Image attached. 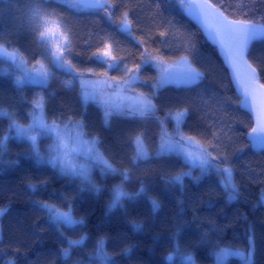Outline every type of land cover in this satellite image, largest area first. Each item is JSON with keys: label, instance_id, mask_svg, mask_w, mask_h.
Segmentation results:
<instances>
[{"label": "trees", "instance_id": "obj_1", "mask_svg": "<svg viewBox=\"0 0 264 264\" xmlns=\"http://www.w3.org/2000/svg\"><path fill=\"white\" fill-rule=\"evenodd\" d=\"M114 5L111 19L96 10H75L60 0H46V7L67 24L72 33L73 49L69 59L78 69L100 65L93 55L106 38L114 53L125 58L131 67L140 63V53L146 47L153 55L172 63L187 56L204 73L199 85L167 83L155 88L156 74L150 63L143 65L134 93L149 95L156 105L154 115L147 118L116 113L105 120L104 108L82 100L81 90L71 75L48 65L51 77L44 85L26 84L22 90L14 85L12 75H6L0 64V109L14 112L21 123H28L31 101L45 98L44 112L48 119L68 117L85 124V138L95 137L96 147L117 173L93 167L89 173L91 185L77 177L62 175L46 162L30 158L27 145L8 132L9 119L0 116V138L9 135L6 149L0 150V264H99L95 252L97 242L104 241L111 264H166L165 257L178 243L181 251L194 254L196 264H214L213 251L227 246L248 251V236H253L254 264H264V151L256 152L247 135L252 127L249 115L241 108L240 98L232 86L217 51L187 18L181 0H109ZM227 7L234 0H210ZM247 18L264 24V0H247ZM30 0H0V43L17 49L28 64L41 58L43 48L28 23ZM159 5V7H157ZM132 21L131 35L121 30L123 14ZM233 7H227L232 15ZM160 31H167L160 37ZM145 40L141 46L139 41ZM194 48H187V43ZM249 59L258 66L260 82L264 83V40L251 45ZM115 75V72H111ZM85 77L99 79L98 76ZM215 93V95H213ZM227 98V114L221 112L217 100ZM206 101V103H205ZM188 112L180 127L185 135L200 140L206 147L219 144V152L227 155L238 195L229 200L221 177L213 172L201 175L200 168L186 163L183 157L158 156L161 124L169 133L176 124L167 113L178 107ZM158 118V119H157ZM141 137L148 158L133 162L136 155L134 136ZM216 132L218 141L212 133ZM48 140L40 138L42 153L47 154ZM209 151L213 148L209 147ZM215 155V151H213ZM223 167V165H222ZM128 169L127 180L121 174ZM177 172H190L180 184L167 180ZM200 177L199 179H194ZM128 193L146 194L133 199L122 198V206L110 208L113 189L120 185ZM30 185L35 186L33 190ZM152 199L158 207L153 209ZM36 201H47L62 210L72 208V216L82 224L64 226L61 236L48 216L39 210ZM139 224L140 228H134ZM205 234H207L205 236ZM176 235V240L173 236ZM84 237L82 245L69 249L65 258L61 250L69 239ZM204 240L201 243V240ZM128 249L127 252L124 249ZM173 264H177L173 262ZM225 264H244L229 258Z\"/></svg>", "mask_w": 264, "mask_h": 264}, {"label": "snow or ice", "instance_id": "obj_2", "mask_svg": "<svg viewBox=\"0 0 264 264\" xmlns=\"http://www.w3.org/2000/svg\"><path fill=\"white\" fill-rule=\"evenodd\" d=\"M60 2L68 8H79L82 6L81 0H60ZM181 4L185 6L183 0H181ZM84 6L106 13L109 19H111V9L114 7L109 0H89ZM227 7L234 8L232 15L227 14ZM227 7L214 4L210 0H199V2L186 5L188 14L194 16L202 24L209 38L219 45L220 52L231 69L233 79L242 89L243 100H241V103L249 105L256 112L257 122L261 129H264V83L260 82L258 66L254 65L248 56L251 41L256 39L257 36H264V24L255 23L247 18L249 9L247 0H234V4H230ZM54 15L46 7V0H30L28 4V23L36 37L37 46L43 48V52L40 54L41 58L35 60L31 69H29L28 61L23 58L17 49L9 52L4 44L0 43V55L6 56L21 70L22 74L16 75L13 81L18 90H22L26 84L46 83L52 75L48 70V65L45 63L47 61L51 65L64 68L69 73H75L73 80L77 77L80 79L83 102L86 104L89 100H92L101 103L104 107V116L107 121L108 118L116 113L142 118L155 114L156 105L153 103L152 97L143 93L132 96L133 103L128 105H112L105 99V90L107 89L117 94L135 92V86L140 80L142 66L150 62L159 70L161 83L179 80L185 85H199L202 82L204 73L197 66H194L187 56H180L178 61L167 63L164 57L153 55L145 47L144 51L140 53V63H133L130 67L124 57L114 53L112 45L107 42L106 38L102 42V47L98 46L95 53H93L100 65L99 70L91 67L78 69L69 59L73 49L71 29L62 20H53L52 17ZM261 19H264V16ZM131 25L132 21L129 19L128 13L125 12L121 21V30L131 35ZM167 35V31L159 32V36L162 38ZM0 39H2V36H0ZM139 43L143 46L145 40L141 39ZM185 47L187 50V48H194L195 45L189 42ZM177 67L181 69L178 74L173 71ZM110 71L116 74L111 75ZM85 73L89 76H98L100 78L95 80L85 79ZM68 83L70 84V82ZM258 96L260 98L259 105H257ZM229 102L227 98L218 99L219 110L227 114L226 105ZM31 104L32 108L28 112L29 120L26 124L21 123L14 112L0 109V116H7L9 119L8 132L13 134V138L23 141L27 145L30 158L35 159L37 162H46L52 167L58 168L62 175L80 178L82 181L89 183L92 189L96 191L99 189L96 185L91 184L89 166L77 162V156L83 153L87 159L102 165L107 172L115 174L120 171L99 152L96 147L97 140L95 137L91 139L85 138L88 134L85 132V124L82 119L76 120L68 117L64 120L52 119L48 121L44 112L45 98L42 95L35 97ZM187 112L188 108L185 106L178 107L175 111L170 110L167 113L166 118L170 117L176 124L174 131L171 133L163 127V122L160 121V144L157 155L174 154L183 157L186 163L198 165L202 176L211 175L215 172L221 177V184L227 193L228 199H235L238 195V188L232 178V169L228 166L227 155H222L219 152L218 143L215 145L209 144L206 147L195 137L185 135L180 125ZM256 130L253 127L251 131L255 133ZM143 135V132H138L133 139L136 145V155L132 158L134 163L139 159L146 160L148 158L141 139ZM42 137L51 139L47 154L42 153L40 150L39 141ZM212 137L217 141L219 139L216 132L212 133ZM9 138L10 136L7 134L0 138V150L6 149V142ZM252 139L255 142L257 138L253 137ZM259 139L264 144V137ZM209 147L213 148L215 155L213 151H209ZM121 174L125 180L129 178L127 168ZM190 174V172H177L169 177L167 182L180 184L183 187V177ZM199 178L195 177L194 179ZM30 187L35 190L34 185H30ZM142 193L146 194L143 185H141L139 192L135 193L124 191L122 183L116 185L113 189V199L109 207L122 206V198L133 199ZM261 199L264 201V196ZM151 202L153 209L158 207L155 199H152ZM34 203L39 210L48 216L49 223L55 225L61 236H64L61 231L62 227L83 223L82 220L73 218L71 206L65 211L47 201H36ZM4 211V209H0V216L4 214ZM133 226L136 229L140 228L139 224H134ZM83 240V236L79 239H69L67 241L68 247L61 250L62 255L67 258L70 254L69 249L73 246L82 245ZM173 240H176V235L173 236ZM203 242L202 238L201 243ZM217 247L218 250L212 253L215 255L216 264H224L225 258L229 255L239 256L244 260V264H254L255 245L251 235L248 236L247 256L241 250L230 252L227 246L220 247L218 241ZM124 251L127 252L128 249L126 248ZM173 253L182 254L178 243L174 244L173 251L168 254L167 259L169 261L172 260ZM95 255L99 264H111L109 253L104 250L103 239L97 242ZM186 259L191 261V255H188ZM9 264H13V262L10 261ZM192 264H196V261H193Z\"/></svg>", "mask_w": 264, "mask_h": 264}, {"label": "rangeland", "instance_id": "obj_3", "mask_svg": "<svg viewBox=\"0 0 264 264\" xmlns=\"http://www.w3.org/2000/svg\"><path fill=\"white\" fill-rule=\"evenodd\" d=\"M183 3L185 5L186 4V0H183ZM73 9H75V10H85L86 7L82 3V6L81 7H79V8H73ZM9 50L12 51L11 49H9ZM178 60H176V61H178ZM0 64H1V67L3 68V71L6 73V75H12V76L15 77L16 75L22 74L20 69H18L12 62H8L6 59L0 60ZM150 64L153 67V69L155 71V74H156V80H155V83H154L155 88H158V87H161V86H165L167 83H170V82L161 83L160 80H159V77H160L159 70L151 62H150ZM28 66H29V69H31L33 65L28 64ZM57 68L60 69V70H62L64 73H67V74L71 75V78L68 81V82H70V84L67 82V85L71 86L74 83V81H76V83L78 84V86H79V88H80V90L82 92V88H81V83H80L79 77H77L75 80H73V76L75 75V73H69L64 68H60V67H57ZM85 79L95 80L93 78H87V77H85ZM173 83H175L176 85H179L182 82L176 81V82H173ZM34 84L44 85L46 83H44V84L34 83ZM109 94H111L110 95V99H109ZM136 94H138V93H134L133 92V93H119V94H117V93H113L112 90L107 89V90H105V99L107 100L108 103H110L112 105H116V104L128 105V104L133 103V100L131 99V97L134 96V95H136ZM89 101H92V100H89ZM93 102H95V103H97V104H99L100 106L103 107V105L101 103H99L97 101H93ZM46 139L48 140V142H49L48 145H49L51 143V139L50 138H46ZM47 149H48V146H47ZM76 160L79 163L87 164L89 166V168H90V171H91V169L93 167H97V166L103 168L102 165H100L98 163H94L91 160L87 159L86 156L83 153H81L79 156H77L76 157ZM191 165L192 166L199 167L198 165H195V164H191ZM229 251L230 252H235L237 250L229 249ZM244 253H245V256H247V252H244ZM229 258H237V259L242 260L239 256L229 255L228 257L225 258L224 264H225L226 260H228ZM173 262L177 263V261H175V260ZM242 262L244 263V260H242ZM214 264H216V258H215Z\"/></svg>", "mask_w": 264, "mask_h": 264}, {"label": "water", "instance_id": "obj_4", "mask_svg": "<svg viewBox=\"0 0 264 264\" xmlns=\"http://www.w3.org/2000/svg\"><path fill=\"white\" fill-rule=\"evenodd\" d=\"M81 2L84 5H86L89 2V0H81ZM196 2H199V0H186L184 12H185L187 18L191 21V23L201 32L203 37L210 43V45L212 47H214L216 49L217 54H218L220 60L222 61L224 68L226 69V71L228 73V77L230 79V82H231L232 86L235 88L236 93H237L238 97L240 98V103H241V100H243L242 89L238 85V83L233 79L231 69L229 68L228 64L225 62L224 57L220 52L219 45L217 43H215L212 39L209 38V36H208L207 32L205 31L204 27L202 26V24L194 16H191L188 14L186 5L189 3H196ZM85 7L87 9H90V10H95V9H92L90 7H87V6H85ZM262 40H264V36H257L256 39L251 41L250 47L253 43L258 42V41H262ZM5 48H7V47L5 46ZM8 51L11 52L9 49H8ZM0 59H6L8 62H12L10 59H8L4 55H0ZM180 70L181 69L179 67L173 69V71L176 72L177 74L180 72ZM176 81H179V80L171 81V83L176 82ZM259 99L260 98L258 96L257 105H259ZM241 108L244 112H246L249 115L251 122H252V127L250 129V132L247 135V139H248L250 145L252 146L253 150L256 152L264 151V144H262L260 142V139H259L261 137H264V129H261V127L259 126V124L257 122L256 112L253 111L249 105H245L243 103H241ZM253 127H255L257 129L255 133H253L251 131ZM253 137L257 138L255 142L252 139Z\"/></svg>", "mask_w": 264, "mask_h": 264}, {"label": "clouds", "instance_id": "obj_5", "mask_svg": "<svg viewBox=\"0 0 264 264\" xmlns=\"http://www.w3.org/2000/svg\"><path fill=\"white\" fill-rule=\"evenodd\" d=\"M188 255H191V261L187 260L186 257ZM168 256V255H167ZM167 256L165 257L166 259V264H173V261H177V264H192L193 261H195V257H194V254L188 252V253H185L182 251V254L181 253H173V256H172V260L169 261L167 259Z\"/></svg>", "mask_w": 264, "mask_h": 264}, {"label": "flooded vegetation", "instance_id": "obj_6", "mask_svg": "<svg viewBox=\"0 0 264 264\" xmlns=\"http://www.w3.org/2000/svg\"><path fill=\"white\" fill-rule=\"evenodd\" d=\"M0 60H3V59H0Z\"/></svg>", "mask_w": 264, "mask_h": 264}]
</instances>
